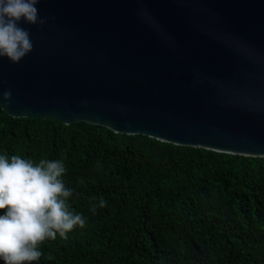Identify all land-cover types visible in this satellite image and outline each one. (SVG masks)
Here are the masks:
<instances>
[{
  "label": "water",
  "instance_id": "1",
  "mask_svg": "<svg viewBox=\"0 0 264 264\" xmlns=\"http://www.w3.org/2000/svg\"><path fill=\"white\" fill-rule=\"evenodd\" d=\"M34 49L0 58V106L264 155V0H40Z\"/></svg>",
  "mask_w": 264,
  "mask_h": 264
},
{
  "label": "trees",
  "instance_id": "2",
  "mask_svg": "<svg viewBox=\"0 0 264 264\" xmlns=\"http://www.w3.org/2000/svg\"><path fill=\"white\" fill-rule=\"evenodd\" d=\"M0 155L62 159L70 207L87 218L26 264H264V155L14 116L1 106ZM100 197L107 206L93 214Z\"/></svg>",
  "mask_w": 264,
  "mask_h": 264
},
{
  "label": "clouds",
  "instance_id": "3",
  "mask_svg": "<svg viewBox=\"0 0 264 264\" xmlns=\"http://www.w3.org/2000/svg\"><path fill=\"white\" fill-rule=\"evenodd\" d=\"M40 0H0V58L18 64L33 51L30 32L21 27L44 25L37 5ZM11 89L0 91V100L11 102ZM67 168L62 159H41L34 164L19 155H0V259L4 264H26L39 261L46 240L66 235L77 227L83 229L87 218L70 207L73 189L63 177ZM96 198L93 197V200ZM107 202L100 197L91 203L97 207Z\"/></svg>",
  "mask_w": 264,
  "mask_h": 264
}]
</instances>
